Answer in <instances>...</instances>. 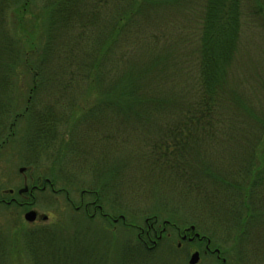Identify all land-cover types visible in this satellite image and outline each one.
Returning a JSON list of instances; mask_svg holds the SVG:
<instances>
[{
  "label": "trees",
  "instance_id": "1",
  "mask_svg": "<svg viewBox=\"0 0 264 264\" xmlns=\"http://www.w3.org/2000/svg\"><path fill=\"white\" fill-rule=\"evenodd\" d=\"M192 1L0 0V147L26 117L24 151L54 171L49 179L35 177V184L43 181L39 192L64 195L74 212L109 219L129 233L116 250L108 243L98 249L57 222L26 238L31 264H158L147 256L167 234L179 238L190 227L201 239L198 247L208 243L219 252L220 260L205 254L214 264H264V113L247 111L250 130L235 114L218 116L224 52L234 49L246 9L254 10L257 1ZM182 4L190 21L179 19ZM263 11L258 3L260 19ZM20 82L28 84L22 111ZM219 137L253 143L255 165L233 176L213 170L207 146ZM94 145L110 147L115 162L129 156L126 178L145 183L130 201L158 193L166 198L158 205L166 215L132 206L107 211L102 191L108 171L84 157ZM159 184L169 186L166 193ZM75 189L79 204L68 198ZM180 206L193 214L178 215ZM142 216L144 226L135 219ZM4 255L0 249V264Z\"/></svg>",
  "mask_w": 264,
  "mask_h": 264
},
{
  "label": "rangeland",
  "instance_id": "2",
  "mask_svg": "<svg viewBox=\"0 0 264 264\" xmlns=\"http://www.w3.org/2000/svg\"><path fill=\"white\" fill-rule=\"evenodd\" d=\"M188 1L193 3L192 0ZM256 1L255 3L252 1L254 3V10L251 7L246 9V15L243 17L244 27L240 29L241 31L236 37L234 49H228L224 52L225 65L223 74L220 75L222 77L220 84L224 87L225 95L222 94L221 98L218 96L222 102L218 107V116L220 113H224V115L227 113L235 114L246 121L247 130H250L251 127V118L246 117L247 111L257 115L264 113V13H262V18L260 19L257 16V12H255L257 4L264 5V0ZM32 11L37 13V8L32 9ZM186 13L187 11L182 4L179 19L183 22L191 20L189 13ZM26 17L32 26L37 23L35 16L28 14ZM32 26H30V31H34L35 29ZM196 72L189 76L191 85L198 80L196 78ZM19 87L21 88L19 89ZM19 87L16 93L18 99L17 108H19L18 111H22L26 102L28 84L20 82ZM228 107L233 108V110L229 111ZM26 120V117L22 118V121H20L16 128V134L13 139L6 146L0 147V188L4 191L22 188L24 181H29V179L34 180L37 176H40L41 179L44 177L49 179L54 172L50 169V162L43 160L37 161L34 154L31 152L26 154L24 151L26 141L28 142L26 130L23 131V126L25 129L28 128ZM59 128H62V126ZM250 134L248 133V135ZM251 137L254 138V134ZM2 141L3 139L0 140V144ZM80 141L81 139H79ZM94 146L93 152H90L92 155L84 157L85 159L95 161L99 169L109 172L106 173L108 175V182L106 180L105 187L102 191L105 198L104 206L108 209L107 211H114L117 209V206L121 209L122 207L130 208L129 206H132L138 212H146L145 208L152 209L150 212H155V208L159 209L158 205L166 204L164 203L166 198L158 193L148 199L139 200L137 198L135 201L133 199L130 201L131 193L136 188L140 189L145 187V183L142 185H133L131 183H137V176L134 178V182L126 178L128 174L132 173L130 171L128 172L127 161L129 156L124 155L125 161L115 162L114 154L109 151L111 150L110 147L105 146L102 148V146H98L99 148H96V145ZM254 149L255 146L253 143H251V146L249 143L240 142L239 140L228 143L225 138L219 137L207 146V163L211 164V167L214 166L213 170L216 172H222V175L225 172H228L229 176L236 175L237 173V175L243 174L245 167L255 165L253 159ZM256 150L258 151L257 147ZM30 162H33L34 167L29 164ZM20 168H24V171L21 173L19 172ZM116 170L121 177H113L112 172ZM133 172L143 175L139 170ZM210 178L213 177H209L207 182H209ZM147 185L149 188L155 186V184ZM166 187L168 188L169 186L159 184L156 188H159L160 192L165 191L166 193ZM156 188L155 190L157 191ZM68 198L79 204L80 193L76 189L74 191L71 190ZM28 199L31 198L27 196L26 201H29ZM31 202L33 204L31 205V210L37 212V220L32 223L24 220L23 216L25 211L23 208L0 205V249H3L5 253L4 264H31L25 246L26 238L34 234V237H36L38 235L37 233L41 231H51L52 227L58 223L66 228L64 232H67L69 236L72 233H76V230L80 231L82 238L86 237L95 245L97 244L96 248L98 249L104 246L102 243H108V245L116 250V246L124 242L129 234L119 224L117 227L111 225L109 219L106 221L99 217L90 220L89 218L86 219L83 216L82 210L74 212L72 206L69 207L67 205L64 195L53 194L48 188L44 193L35 192ZM170 205H175V203L173 201L169 203V208L172 211ZM180 207L181 210L179 209L176 212L183 218H189L193 214L188 208ZM143 208L144 210L141 211ZM107 211L102 209V213ZM158 211L161 212L160 216L166 215V211L160 209ZM43 215L48 216L47 220H41ZM145 217L135 218L136 222H140L144 226ZM161 219L163 220L164 218ZM190 219H193V217H190ZM196 231L200 232L197 226ZM178 243H180V238L167 234L166 238L154 252V255L147 256V261L150 259L156 261V263L158 262V264H188L190 255L197 251V248L199 249V243L185 241L180 244V247H177ZM196 264H214V261L205 255L203 251H200V259Z\"/></svg>",
  "mask_w": 264,
  "mask_h": 264
},
{
  "label": "flooded vegetation",
  "instance_id": "3",
  "mask_svg": "<svg viewBox=\"0 0 264 264\" xmlns=\"http://www.w3.org/2000/svg\"><path fill=\"white\" fill-rule=\"evenodd\" d=\"M26 188V191H20L21 189ZM44 188L40 187V185L35 184V181L32 179H29V181H24L23 187L18 189H8L4 191L2 188H0V205L7 206V207H18L23 208V210L29 211L31 210L32 205V198L34 197L35 192H39L43 190ZM27 196H29V201H26ZM104 216V215H103ZM189 231L188 229H184L182 234L179 233V238L181 239V242L177 244V247H180V244L182 242L191 240L190 242L197 241L201 243V239L199 236H196V233L194 231ZM200 251H203L204 254L211 255L212 258L214 257L217 260H220L219 252L217 249H211L210 246L207 244H203V247L197 248V252L200 254Z\"/></svg>",
  "mask_w": 264,
  "mask_h": 264
},
{
  "label": "water",
  "instance_id": "4",
  "mask_svg": "<svg viewBox=\"0 0 264 264\" xmlns=\"http://www.w3.org/2000/svg\"><path fill=\"white\" fill-rule=\"evenodd\" d=\"M263 21H264V14H263ZM23 168L19 169V172H23ZM20 191H26V188L21 189ZM36 212L34 210H29L27 211L23 218L25 221L32 223L35 221L36 219ZM47 216L43 215L42 216V220H46ZM191 230H193V227H191ZM199 261V253L198 252H194L190 255L189 260H188V264H196Z\"/></svg>",
  "mask_w": 264,
  "mask_h": 264
}]
</instances>
